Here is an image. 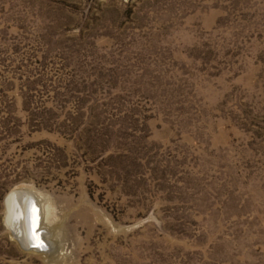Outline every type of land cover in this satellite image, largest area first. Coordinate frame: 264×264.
<instances>
[{
	"label": "rangeland",
	"instance_id": "rangeland-1",
	"mask_svg": "<svg viewBox=\"0 0 264 264\" xmlns=\"http://www.w3.org/2000/svg\"><path fill=\"white\" fill-rule=\"evenodd\" d=\"M0 264H264V0H0Z\"/></svg>",
	"mask_w": 264,
	"mask_h": 264
},
{
	"label": "water",
	"instance_id": "water-1",
	"mask_svg": "<svg viewBox=\"0 0 264 264\" xmlns=\"http://www.w3.org/2000/svg\"><path fill=\"white\" fill-rule=\"evenodd\" d=\"M5 221L12 237L24 250L51 254L55 248L52 232L42 224L43 209L36 193L15 186L5 195Z\"/></svg>",
	"mask_w": 264,
	"mask_h": 264
},
{
	"label": "bare ground",
	"instance_id": "bare-ground-1",
	"mask_svg": "<svg viewBox=\"0 0 264 264\" xmlns=\"http://www.w3.org/2000/svg\"><path fill=\"white\" fill-rule=\"evenodd\" d=\"M19 186L20 187H26V188H28V189H30V190H32V191H34L36 193V195L38 196V198H39V200H40V202L42 204V209H43L42 224H43L44 227L46 226L51 232H53L54 228H52V227H50L48 225L49 224L48 223L49 212H51V208H52L51 203L48 202L47 200H45L44 194L37 187H35L33 184H31V183H21V184H19ZM54 236H55V234L53 232L52 238H53V241L55 243V245H54L55 248H54L52 253H55L57 251V242L55 241V237ZM42 253L48 255V253H45V252H42Z\"/></svg>",
	"mask_w": 264,
	"mask_h": 264
}]
</instances>
